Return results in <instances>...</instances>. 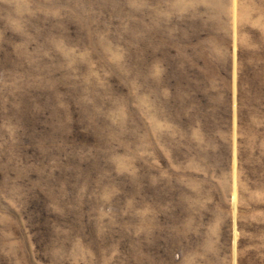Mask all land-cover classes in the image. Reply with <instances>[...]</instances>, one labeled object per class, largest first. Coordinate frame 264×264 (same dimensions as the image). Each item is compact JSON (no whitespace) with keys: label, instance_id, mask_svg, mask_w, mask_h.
<instances>
[{"label":"rangeland","instance_id":"rangeland-1","mask_svg":"<svg viewBox=\"0 0 264 264\" xmlns=\"http://www.w3.org/2000/svg\"><path fill=\"white\" fill-rule=\"evenodd\" d=\"M0 264H264V0H0Z\"/></svg>","mask_w":264,"mask_h":264}]
</instances>
